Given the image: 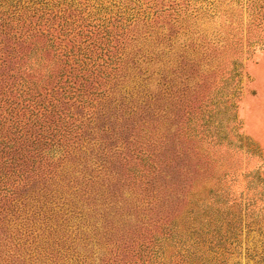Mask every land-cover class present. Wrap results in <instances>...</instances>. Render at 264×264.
<instances>
[{"label": "rangeland", "instance_id": "rangeland-1", "mask_svg": "<svg viewBox=\"0 0 264 264\" xmlns=\"http://www.w3.org/2000/svg\"><path fill=\"white\" fill-rule=\"evenodd\" d=\"M46 1L66 17L56 18L55 27L66 20L69 38L76 35L78 43L91 31L120 39L113 65L102 69L116 85L101 111L109 115L111 105L119 115L111 125L117 135L129 120L123 134L131 135L129 148L102 151L98 141L95 157L89 146L72 154L64 174L81 185L87 159L94 211L81 193L72 205L56 200L49 204V227L41 217L25 220L33 216L26 206L23 221L4 225L15 237L7 248L0 230V257L9 254L16 264H161L169 258L123 256V237L153 232L152 222L180 205L176 179L189 188V201L219 199L218 208L238 217L235 241L214 249V264H264V0ZM99 125L94 120L89 129L105 137ZM126 168L143 176L132 182ZM119 172L126 182L117 180ZM155 178V188L145 189ZM116 212H131L132 222L118 221ZM137 219L145 222L141 230ZM23 232L30 236L26 244L19 239Z\"/></svg>", "mask_w": 264, "mask_h": 264}, {"label": "trees", "instance_id": "trees-1", "mask_svg": "<svg viewBox=\"0 0 264 264\" xmlns=\"http://www.w3.org/2000/svg\"><path fill=\"white\" fill-rule=\"evenodd\" d=\"M54 10L55 6L46 0H0V230L5 236V243L1 244L6 248L15 237L4 225L23 221L26 206L32 209L33 216H26L25 220L41 217L49 227L54 219L53 214H48L51 212L49 204H58L56 200L64 198L71 200V204L81 193V202L94 211L89 206L94 182L86 179L87 159L84 158L80 171L83 174L81 185L76 182L77 177L64 174L67 163H73L72 154L89 146L92 157L98 141L104 144L102 151H112L120 144L129 148L131 135L123 136L130 130L126 125L130 124L129 120L119 126L117 135L113 133L117 129L112 132L111 125L119 123V115L113 114L111 105H108L109 115L101 111L106 110L102 100L109 98V92L116 85L102 69L113 65L112 58L119 52L120 39H109L108 34L98 38V34L91 31L85 37L77 34L82 36L78 43L76 35L69 38L72 32L66 20L55 27L56 18L66 17L57 15ZM104 39L111 43L110 47L101 46ZM95 53L100 55L96 60L93 59ZM103 55L107 59L98 62ZM94 120L100 124L99 130L104 131L105 137L96 138V132L89 129ZM126 170L131 173L132 182L143 176L137 169ZM119 174L117 180L123 182L124 178L126 182V174ZM156 180L146 182L145 189H154ZM88 182H91L89 188ZM173 182L177 185L175 195L179 194L180 205L152 222L155 226L152 233L145 228L148 231L143 236L138 232L123 237V256H145L150 262L153 258L167 256L169 260L161 264L218 262L219 255L213 251L235 241L238 217L218 208L219 199L209 204L205 200L194 201L191 196L189 201V188L182 186V180ZM108 195L113 197L115 192ZM105 204L110 202L104 201L101 205ZM116 216H119L118 221L132 222L133 214L116 212ZM136 223L140 230L145 224L142 219H137ZM139 223L142 226H138ZM223 226L227 228L222 234ZM21 237L24 244L30 239L27 232ZM8 257L9 254L0 258ZM12 258L9 263L16 264Z\"/></svg>", "mask_w": 264, "mask_h": 264}]
</instances>
